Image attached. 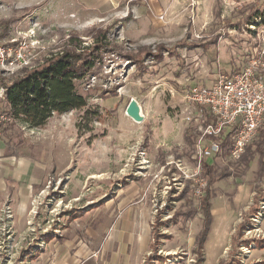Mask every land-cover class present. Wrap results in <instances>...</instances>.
<instances>
[{"label":"rangeland","instance_id":"374dc122","mask_svg":"<svg viewBox=\"0 0 264 264\" xmlns=\"http://www.w3.org/2000/svg\"><path fill=\"white\" fill-rule=\"evenodd\" d=\"M50 3L0 0V39L32 40L36 66L70 47V36L90 45L93 30L101 29L121 55L103 52L76 81L86 107L56 114L43 130L12 118L2 124L0 153L34 159L44 153L47 167L32 187L24 218H16L10 196L0 197V264H34L49 241L62 243L74 235L89 239L94 231L103 236L120 218L122 229L134 233L149 225L158 237L148 264H196L203 213L189 209L203 203L205 161L212 164L215 179L201 264L228 262L235 227L245 216L249 221L234 250L238 262L229 264L263 260L264 247L254 243L264 239L258 155L245 164L250 152L239 160L216 154L202 159L198 168V131L194 121L183 118L188 107L183 93L191 84L209 83L216 74L243 66L264 41V28L253 15L264 0H120L103 17L87 22L71 19L63 6L58 13ZM140 50L147 52L141 65L123 56ZM22 69L0 76L10 81ZM131 99L140 105L141 122L125 114ZM86 108L95 112L89 123L81 122L90 131L78 132L76 122ZM7 110L0 99V115ZM11 184L12 179L10 194ZM151 252L150 247L140 264Z\"/></svg>","mask_w":264,"mask_h":264},{"label":"trees","instance_id":"16d2710c","mask_svg":"<svg viewBox=\"0 0 264 264\" xmlns=\"http://www.w3.org/2000/svg\"><path fill=\"white\" fill-rule=\"evenodd\" d=\"M253 15L258 16V25L264 28V6L263 8L257 6ZM106 34L107 30H93V42L85 46L81 44L80 38L70 36L68 40L70 47L52 52L48 56H45L36 66L23 68L19 75L10 81H6L5 78L0 76V83L5 88L3 101L8 107L7 114L18 123L33 129L43 127L54 114H63L74 109L86 107L87 99L83 94L78 92L76 81L82 79L86 73L90 72L96 62H100L103 52H117L121 55L119 48L108 41ZM146 54V51L140 50L136 55L124 54L123 56L141 65V61ZM139 55H142V58H139ZM94 113L90 108L85 109L76 122L78 132L82 130L90 131L87 126H82L81 122L85 120L86 123H89ZM256 137L246 147L244 154L246 152L250 153H248V158H244V161L247 164L253 154H257L259 176L264 180V122L258 128ZM253 147L254 149H252ZM202 167L205 171V183L203 184L201 196L203 203L201 202L202 205L199 209H189L190 214H194L199 210L203 213L202 227L195 238L196 248L194 252L197 255L196 264H201L203 261V244L212 218L211 205L213 203V193L211 186L215 179L211 163L205 161L202 163ZM183 193H187V189L183 190ZM259 196L260 198L264 197ZM254 200L255 203L259 201L255 196ZM251 212H254V210ZM248 221V218L245 216L243 222L236 225L231 239V249L227 252L228 262L225 263L222 260L219 264H229L232 261L238 262L237 259H234V250L240 241H242L240 240L241 231ZM152 234V252L146 257V264L151 259L152 253L155 252L153 250H156V244L159 241L154 232ZM243 242L248 243L246 240H243ZM254 243L257 247H264V239L255 240ZM252 264H264V259Z\"/></svg>","mask_w":264,"mask_h":264},{"label":"built area","instance_id":"2783aa9c","mask_svg":"<svg viewBox=\"0 0 264 264\" xmlns=\"http://www.w3.org/2000/svg\"><path fill=\"white\" fill-rule=\"evenodd\" d=\"M31 41L0 39V75L32 67V50L36 47ZM4 91L0 85V99ZM183 97L188 104L183 118L188 123L194 121L198 131V168L202 159L221 153L239 160L264 122V41L253 49L240 69L218 73L209 83L191 84ZM9 118L8 114L0 115V131Z\"/></svg>","mask_w":264,"mask_h":264},{"label":"crops","instance_id":"0c3cea01","mask_svg":"<svg viewBox=\"0 0 264 264\" xmlns=\"http://www.w3.org/2000/svg\"><path fill=\"white\" fill-rule=\"evenodd\" d=\"M119 2L120 0H52L50 4L54 5L58 13L62 12L63 6L65 12L70 13L71 19L87 22L103 17L106 10L115 8ZM58 121L62 123V120ZM39 129L43 130L41 127ZM45 155L43 153L42 157ZM42 157L40 153L35 159L29 155L0 153V197L10 196L16 218H24L32 187L41 179L39 172L47 167L43 160L46 156ZM11 179V185L14 184L15 188L10 194L8 181ZM120 219L113 232L104 230L103 236H98L96 231L91 230L89 239L74 235L62 243L49 241L34 264H140L141 258L152 248L151 227L142 226L140 231L128 232L120 227Z\"/></svg>","mask_w":264,"mask_h":264},{"label":"water","instance_id":"95a60500","mask_svg":"<svg viewBox=\"0 0 264 264\" xmlns=\"http://www.w3.org/2000/svg\"><path fill=\"white\" fill-rule=\"evenodd\" d=\"M126 114L135 121H142L143 116L140 113V105L135 99H131L126 107Z\"/></svg>","mask_w":264,"mask_h":264},{"label":"bare ground","instance_id":"6f19581e","mask_svg":"<svg viewBox=\"0 0 264 264\" xmlns=\"http://www.w3.org/2000/svg\"><path fill=\"white\" fill-rule=\"evenodd\" d=\"M140 113H141V115L143 116V114H142V112H141V108H140ZM125 114H126V112H125ZM127 115V114H126ZM128 116V115H127ZM136 122H141V121H136Z\"/></svg>","mask_w":264,"mask_h":264}]
</instances>
